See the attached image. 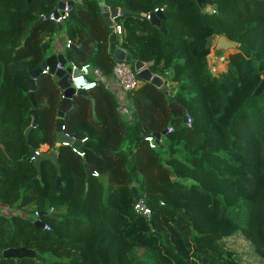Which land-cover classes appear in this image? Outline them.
Returning a JSON list of instances; mask_svg holds the SVG:
<instances>
[{
	"label": "trees",
	"instance_id": "obj_1",
	"mask_svg": "<svg viewBox=\"0 0 264 264\" xmlns=\"http://www.w3.org/2000/svg\"><path fill=\"white\" fill-rule=\"evenodd\" d=\"M58 1L0 0V203L33 204L51 227L0 213V264H264V89L255 94L264 78V0H206L212 13L196 0H106L140 14L163 10L167 34L140 15L119 16L120 46L135 60L153 61L152 72L168 75L174 87L167 94L141 83L130 119L103 81L76 95L65 132L87 138L84 157L56 144L63 92L49 74L37 79L38 125L26 136L30 71L59 31L42 15ZM73 11L64 21L72 42L65 55L113 77L111 33L98 0ZM221 35L238 47L213 74L211 41ZM73 45L83 46L76 52ZM155 133L161 137L151 148L145 137ZM43 144L58 152L59 186L53 162H42L39 178L29 157ZM85 163L107 182L87 180ZM138 199L150 207L149 218L134 210ZM52 207L56 218L44 214ZM22 246L42 259L3 255Z\"/></svg>",
	"mask_w": 264,
	"mask_h": 264
},
{
	"label": "water",
	"instance_id": "obj_2",
	"mask_svg": "<svg viewBox=\"0 0 264 264\" xmlns=\"http://www.w3.org/2000/svg\"><path fill=\"white\" fill-rule=\"evenodd\" d=\"M31 1V0H29ZM199 7L201 8L202 12H208L212 13V7L206 6V0H196ZM77 0H59L57 8L54 10V15L56 18H58L60 15L64 14V11L66 7L69 8L68 16L70 18H75L73 7L75 6ZM101 4L103 16L105 23L108 25L111 33L110 37V47L109 52L114 57L115 60L119 61H126L128 63H134V70L136 71L137 77L144 83H150L154 86H156L159 89H162L167 94L171 93L172 87L167 84V80L169 79L168 75H159L150 69V66L154 64V62L146 63L141 60H135L134 57L129 54L126 50H123L117 46L116 43V35L113 32V18H116L118 15L123 16L126 14H135L140 15L142 17H145L149 19V21L152 23V25L160 27L161 26V19L163 18V10L162 9H156L155 11H152L148 14L146 13H139L134 10H129L126 8H119L117 6H107L104 3V0L98 1ZM63 23H58V29L62 30ZM165 34H167V30L164 27H160ZM48 47V43H43L42 49L43 52H46V49ZM238 47V42L227 39L226 36L221 35L218 38L217 44H216V51H224L228 49H236ZM73 49L78 52L80 49V46L73 45ZM67 56L62 52H56L47 58H45L42 62V64L37 67L36 69H33L30 71V89L28 91V96L32 101L33 108L30 109L29 114L33 115V121L31 126L28 128L26 132V136L28 138L32 128L36 127L38 125V111L36 109L37 107V101L35 99V91L37 89V79L42 76L43 70L46 69V67L49 66V75L58 83L59 87L61 88L63 92L62 100L59 105L58 114H57V126H56V133H55V140L57 146L61 145H70L78 152H82V144L85 141H82L80 139H76L72 137L70 134L66 133L63 130V126L65 125V117L66 115L72 110L73 108V99L76 95H87L88 92L85 90H78L76 91L75 88H73L70 85V79L71 75H79L80 70L71 69V66H68V59ZM60 65L58 68L57 65ZM264 89V78L257 88L255 94H260V92ZM174 97L169 98V101H173ZM92 110L95 115L96 112V101L95 99L92 100ZM186 122V118H185ZM168 129L165 130L164 134L167 133ZM158 139L161 137V134L155 133L154 134ZM30 158L34 157L33 163L36 166L38 170V177H41V164L44 160H49L53 162V164L56 166L58 170V176H57V186L61 183V167L58 162V152L55 149H52L48 152H36V149H32L29 155ZM85 170L87 174V180H89L94 174L95 170L94 168L89 165L88 163H85ZM99 180L103 183L107 182L108 178L104 175L98 176ZM45 215H49L51 218H56L57 216L54 214H49L48 212L44 213ZM41 213V215H44ZM35 225L37 228H44L45 224L41 221H36ZM3 255L7 258H16V259H22L24 257H30V258H38L39 260L42 259V254L38 253L37 251L33 249H29L25 246L22 247H15V248H8L3 251Z\"/></svg>",
	"mask_w": 264,
	"mask_h": 264
},
{
	"label": "built area",
	"instance_id": "obj_3",
	"mask_svg": "<svg viewBox=\"0 0 264 264\" xmlns=\"http://www.w3.org/2000/svg\"><path fill=\"white\" fill-rule=\"evenodd\" d=\"M106 1V0H104ZM69 8L66 7L64 14L60 15L58 18L55 17L54 12L51 13L49 16L42 15L43 18H49L50 20H54L57 23H64L66 19L69 18L68 16ZM212 12H216V10L213 8ZM120 15H118L116 18H113V32L116 35V37L119 38L120 43L122 44L124 42V26L121 22L117 21V18ZM148 19V17H147ZM72 45L71 40H68L66 43V46L69 47ZM121 49L124 50L121 46H119ZM57 67L59 68L60 65L58 64ZM71 69L80 70L79 75H71L70 79V85L75 88L76 91L78 90H85L87 92L91 91L92 89L96 88L101 81L105 80V76L103 71L91 65L90 63H85L81 66L76 64L75 62H72ZM49 66L46 67L45 70H43V74H49ZM113 79L117 82L118 92L117 96L120 98L121 104H120V112L125 113L128 115V118H131L133 116V113L135 111L134 101H133V95L135 91L139 88L142 81L137 77L136 71L132 67L131 63H128L126 61H119L116 60V64L114 66V75ZM108 86V85H107ZM186 121L188 123V126H191V118L189 115L186 116ZM63 130L65 131V125L63 126ZM169 130H172V128H169ZM87 138H83L82 141H86ZM145 140L149 143V146L151 148H156L158 146V138L154 134L147 135L145 137ZM74 151H76L74 149ZM37 153H39L38 150H36ZM79 155L82 157L85 156L84 151L78 152ZM34 160V157L31 158ZM100 174L95 171L94 176H99ZM134 210L145 216L146 218H149L152 214L150 207L146 203L144 199H138L136 203L134 204ZM54 211V208L52 207L50 212L52 213ZM40 214L38 212H35V216L37 220H40ZM46 230H51L50 225H45L44 227Z\"/></svg>",
	"mask_w": 264,
	"mask_h": 264
},
{
	"label": "crops",
	"instance_id": "obj_4",
	"mask_svg": "<svg viewBox=\"0 0 264 264\" xmlns=\"http://www.w3.org/2000/svg\"><path fill=\"white\" fill-rule=\"evenodd\" d=\"M83 0H77L75 6L82 2ZM99 1V0H98ZM104 3L109 6L106 1H104ZM100 4V3H99ZM101 5V4H100ZM212 7V6H211ZM120 8V7H119ZM102 9V8H101ZM103 14V12H102ZM104 17V16H103ZM105 21V20H104ZM64 27H65V24L63 23V28L62 30H59L57 34H55L54 38L52 40H47L45 41V43H48V47L46 49V52L48 50V48H52V51L49 53L50 55L56 53V52H62V53H66V43L67 41L69 40L68 37H67V34L64 33L65 30H64ZM218 38L219 36H217V41H218ZM119 40V38H118ZM120 43V41H119ZM77 46H80V48L83 46V45H77ZM117 46L119 47L120 44H117ZM48 54V55H49ZM49 55V56H50ZM67 58V57H66ZM68 59V66H71L72 62H74L72 59ZM107 88L111 91L112 94H114V96L116 97L117 101H118V108H119V112H120V104H121V101H120V98H118L117 96V92H118V87H117V82L113 79V77L111 78H106L105 77V80L103 81ZM121 113V112H120ZM94 114V113H93ZM124 117H127L128 118V115L125 114V113H121ZM95 115H96V112H95ZM130 119V118H129ZM48 149H49V146L47 144H43L40 146V148H38V150L40 152H48ZM35 205L33 204H30L28 206H25L24 208H19L17 207L16 205H6V204H3V203H0V213L5 215L6 217H12L16 214L18 215H21V216H24L26 218H29V219H32L34 221H38L36 219V216H35Z\"/></svg>",
	"mask_w": 264,
	"mask_h": 264
},
{
	"label": "rangeland",
	"instance_id": "obj_5",
	"mask_svg": "<svg viewBox=\"0 0 264 264\" xmlns=\"http://www.w3.org/2000/svg\"><path fill=\"white\" fill-rule=\"evenodd\" d=\"M212 8H214V7H212ZM64 30H65V27H64ZM64 33H66V31ZM216 44H217V36L215 38H213V40L211 41V53L209 55V66H210L211 71L213 72V74L221 73L226 68L225 59L228 57L230 52L236 51V49H232L231 48V49H228V50L220 51V54H218V52L216 51ZM52 49H53V47L52 48H48V50L46 52V58L50 55L49 53L52 51ZM65 49H67V48H65ZM143 84H145V83L142 82V85ZM167 84L172 86L173 83H170V79H168L167 80ZM172 87H174V84H173Z\"/></svg>",
	"mask_w": 264,
	"mask_h": 264
},
{
	"label": "clouds",
	"instance_id": "obj_6",
	"mask_svg": "<svg viewBox=\"0 0 264 264\" xmlns=\"http://www.w3.org/2000/svg\"><path fill=\"white\" fill-rule=\"evenodd\" d=\"M213 9V8H212ZM120 48V47H119ZM36 150H38V149H36ZM39 151V150H38ZM40 152V151H39ZM33 161V160H32ZM51 210V209H50ZM37 212V211H36ZM49 214H53V213H51L50 211H49ZM40 216V215H39ZM38 221H41V218H40V220H38ZM36 222V221H35ZM45 227V226H44Z\"/></svg>",
	"mask_w": 264,
	"mask_h": 264
}]
</instances>
